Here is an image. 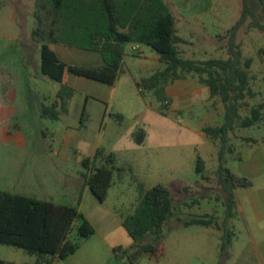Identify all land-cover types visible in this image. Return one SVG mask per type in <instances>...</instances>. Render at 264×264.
<instances>
[{
	"label": "rangeland",
	"instance_id": "obj_1",
	"mask_svg": "<svg viewBox=\"0 0 264 264\" xmlns=\"http://www.w3.org/2000/svg\"><path fill=\"white\" fill-rule=\"evenodd\" d=\"M147 1L114 0V4L124 15L132 3L145 7ZM168 1L163 0L172 11ZM251 5L264 24L258 1L252 0ZM211 6L213 13L201 16L206 19L203 26L175 20L176 28L187 37L177 44L182 57L229 56L228 29L240 16L241 0H211ZM51 7V0H0V106L11 110L6 119H0V190L77 205L99 226L104 224L101 218H109L113 229L107 239L113 244L100 251L99 264H264V32L247 17L236 33L241 65L246 58L251 60L247 68L250 93L239 113L248 114L250 106L258 103L263 109L257 123L235 126L229 132L223 164L250 184L232 188L235 203L228 216L221 184L225 174L217 171L220 141L202 130L220 125L225 108L219 96L209 97L196 72H184L180 80L168 82L165 94L139 90L135 82L164 63L149 47L140 44L131 50L135 43H128L114 83L67 72L73 93L66 111L57 119L41 115L42 106L52 103L56 91V82L40 71L41 44L47 43L68 64L99 66L100 51L86 47L103 40L107 21L100 0H65L59 10ZM51 9L56 17L52 25ZM164 99L168 106H163ZM138 131L143 133L141 143L136 141ZM97 150L100 155L112 152L115 164L123 167L114 172L103 200L95 198L84 182L85 174L104 163L96 156ZM198 157L204 165L200 172L196 171ZM84 158L90 160L88 167ZM139 184L143 189L161 184L171 192L172 213L162 226L161 237L146 236L140 241L157 245L156 255L136 253L121 224L138 203ZM204 215L214 216V222L209 226L181 223L189 216ZM227 231L233 235L221 249V237ZM78 244L75 256L88 262L90 255L80 251L83 241ZM114 247L128 252L114 251ZM0 258L36 260L23 248L7 244H0ZM70 258L55 264H70Z\"/></svg>",
	"mask_w": 264,
	"mask_h": 264
},
{
	"label": "trees",
	"instance_id": "obj_2",
	"mask_svg": "<svg viewBox=\"0 0 264 264\" xmlns=\"http://www.w3.org/2000/svg\"><path fill=\"white\" fill-rule=\"evenodd\" d=\"M264 14V0H257ZM252 0H241V13L237 21L228 29L227 58H208L195 60L182 57L177 48L178 43H184L177 36L175 20L171 11L163 0H148L145 7L132 3L130 10L122 14L114 4V0H100V4L106 12V26L103 30L101 41H94L88 45V50H98L101 53L102 64L96 67H85L68 64L60 60L53 49L47 43L40 47V71L47 78L58 82L56 100L50 105H43L41 115L43 117L57 119L60 112L66 111L67 101L73 93V89L63 82L67 72L75 75L94 79L103 83L112 84L120 71V65L125 47L128 43H137L149 47L158 59L164 63V67L154 71L147 77L135 82L139 90L148 89L154 93L165 94V85L184 76V72L194 71L198 74V81L205 84L209 97L219 96L224 104V119L220 125L205 126L202 130L212 138H218V168L220 174H225L221 184L225 191L227 215H232L235 203L232 188L235 186L249 185L250 181L244 177H238L231 173L223 164V154L229 148V132L235 126L248 127L257 123L262 117L263 104L250 106L249 113L241 116L239 109L248 88L249 75L247 68L251 64L250 58H246L241 65L240 51L237 48L236 33L247 17L252 18L254 27L264 32L262 24L251 5ZM65 0H51L52 9L59 10ZM41 7H43L41 5ZM50 24L56 21L53 11ZM39 10L34 12L38 24L42 19ZM122 28V29H119ZM36 32V31H35ZM52 39L53 30L50 32ZM206 76H202V74ZM167 100V99H164ZM163 100V101H164ZM163 104V103H162ZM163 106H165L163 104ZM253 141L252 138H246ZM136 141H143L142 131L137 132ZM100 156L104 163L95 170L84 175V182L98 200L105 199L109 187L113 183L115 171L123 167L115 164L116 157L112 152ZM83 164L90 165L89 158L83 159ZM204 169L202 160L198 157L196 171ZM224 182V183H223ZM140 198L131 213L122 218V226L131 237L136 253H149L156 255L157 245L147 242L141 243L146 236L160 238L162 226L171 215L173 202L170 190L156 184L148 189H143L141 184ZM215 218L211 215L189 216L181 223L184 226L199 224L209 226ZM92 223L79 211L77 205H59L51 201L37 199L35 197L12 194L0 190V244L14 245L23 248L27 253L36 256V264H51L55 259H63L73 253L78 247V241H73L74 233L79 239L86 238L94 232ZM233 233L227 231L221 237L220 248L224 249L229 243ZM114 251L127 253V249L114 247ZM49 255V256H48ZM48 257V258H45ZM0 264H28L16 263L0 258Z\"/></svg>",
	"mask_w": 264,
	"mask_h": 264
},
{
	"label": "crops",
	"instance_id": "obj_3",
	"mask_svg": "<svg viewBox=\"0 0 264 264\" xmlns=\"http://www.w3.org/2000/svg\"><path fill=\"white\" fill-rule=\"evenodd\" d=\"M168 2L172 6L171 13L173 16H175L174 20H178V18H179L181 20V22H183V23H185V22H191L193 24L198 23L199 25L203 26L205 24L206 19L201 18V16H207V15H211L213 13L212 12L213 9L211 6V0H169ZM176 16H177V18H176ZM181 28H184V27H181ZM175 30H176L177 36H179L183 40L187 41V37L185 36L184 31H182L183 29H177L176 25H175ZM156 56L158 57V54H156ZM153 72L154 71H151L149 73V75L152 74ZM42 76H44V75L42 74ZM44 77H46V76H44ZM67 77H71V76H69L68 74H65L63 77V82L67 86L72 87L73 86L71 83L72 81L67 80L66 79ZM47 79H49V78H47ZM70 79L73 81L78 80V78H73V77ZM177 80H180V79H176L173 82H175ZM58 88H59V83L56 82V91H54V96L52 97L51 102H54L56 100V92H57ZM207 92H208V89H207ZM166 93H167V95H170V97L172 94L176 95L175 92H173V91H172V94H170L169 92H166ZM10 112H11V110L9 107L0 106V119L1 120L6 119L10 115ZM214 126H216V125H214ZM85 191L86 190L84 187L83 193ZM35 198H37V197H35ZM48 201H49V199H48ZM69 205H74V204H69ZM83 215L92 223L95 230L90 236L83 238V239H79L73 233L71 235V239L73 241H79V243L83 241V247L81 248L80 251H81V253H83V255H86V256L90 255L89 261L88 262L79 261L78 256H75L76 251L78 250L80 245H78L77 249L73 253L67 255L63 259H66L67 257L70 256L71 257L69 260L70 264H99L98 263V254L100 253V251L106 250L107 248H110L113 244V243H111V241H108V239H107V236L112 232L113 223L110 221L109 218L103 217V218H101L102 219L101 221L104 224H102L103 226L102 225L99 226V225H97V223H95V221L89 215H87V214H83ZM101 221L98 223H101ZM121 222H122V220H121ZM45 258H48V257L45 256ZM63 259H55L51 264H55V262H57L59 260H63ZM7 261H12V262H16V263L36 264V261L33 259L31 260L30 258L24 259L23 261H18L15 259H13V260L7 259Z\"/></svg>",
	"mask_w": 264,
	"mask_h": 264
},
{
	"label": "built area",
	"instance_id": "obj_4",
	"mask_svg": "<svg viewBox=\"0 0 264 264\" xmlns=\"http://www.w3.org/2000/svg\"><path fill=\"white\" fill-rule=\"evenodd\" d=\"M140 47V44H137V43H135V44H133V45H131V50H136V49H138ZM163 104L165 105V106H168V104H169V102H168V100H164L163 101Z\"/></svg>",
	"mask_w": 264,
	"mask_h": 264
},
{
	"label": "water",
	"instance_id": "obj_5",
	"mask_svg": "<svg viewBox=\"0 0 264 264\" xmlns=\"http://www.w3.org/2000/svg\"><path fill=\"white\" fill-rule=\"evenodd\" d=\"M158 56H159V54H158Z\"/></svg>",
	"mask_w": 264,
	"mask_h": 264
}]
</instances>
